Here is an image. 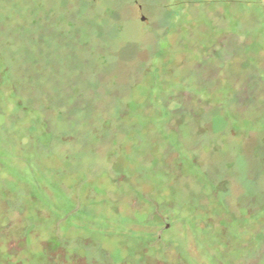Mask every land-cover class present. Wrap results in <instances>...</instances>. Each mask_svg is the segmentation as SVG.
<instances>
[{"label": "rangeland", "instance_id": "rangeland-1", "mask_svg": "<svg viewBox=\"0 0 264 264\" xmlns=\"http://www.w3.org/2000/svg\"><path fill=\"white\" fill-rule=\"evenodd\" d=\"M0 264H264V0H0Z\"/></svg>", "mask_w": 264, "mask_h": 264}]
</instances>
